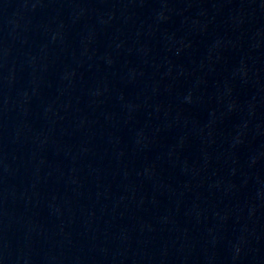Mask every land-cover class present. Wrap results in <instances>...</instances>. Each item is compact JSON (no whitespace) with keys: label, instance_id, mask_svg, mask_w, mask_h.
<instances>
[{"label":"water","instance_id":"95a60500","mask_svg":"<svg viewBox=\"0 0 264 264\" xmlns=\"http://www.w3.org/2000/svg\"><path fill=\"white\" fill-rule=\"evenodd\" d=\"M0 264H264V0H0Z\"/></svg>","mask_w":264,"mask_h":264}]
</instances>
